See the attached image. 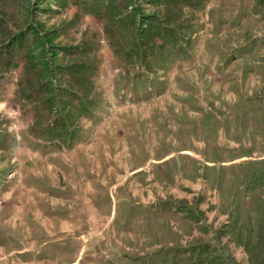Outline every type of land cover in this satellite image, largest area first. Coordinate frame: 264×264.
Instances as JSON below:
<instances>
[{"label":"rangeland","instance_id":"rangeland-1","mask_svg":"<svg viewBox=\"0 0 264 264\" xmlns=\"http://www.w3.org/2000/svg\"><path fill=\"white\" fill-rule=\"evenodd\" d=\"M0 264H264V0H0Z\"/></svg>","mask_w":264,"mask_h":264},{"label":"trees","instance_id":"trees-1","mask_svg":"<svg viewBox=\"0 0 264 264\" xmlns=\"http://www.w3.org/2000/svg\"><path fill=\"white\" fill-rule=\"evenodd\" d=\"M24 35V34H23ZM39 40H42L40 42L44 43V41L46 40V38L42 39V37H39Z\"/></svg>","mask_w":264,"mask_h":264}]
</instances>
